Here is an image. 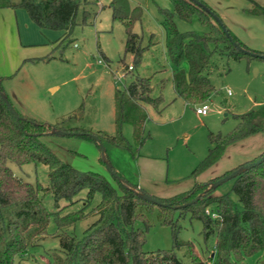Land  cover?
Instances as JSON below:
<instances>
[{
  "label": "rangeland",
  "instance_id": "1",
  "mask_svg": "<svg viewBox=\"0 0 264 264\" xmlns=\"http://www.w3.org/2000/svg\"><path fill=\"white\" fill-rule=\"evenodd\" d=\"M110 1L87 0L79 9V25L70 40H65L63 31L40 29L23 9H0V76L6 78L3 81L5 92L10 103L25 117L52 126L67 120L61 124L67 130L64 132L72 133L70 130L75 129L123 136L132 147L131 152L105 143L107 160L121 178L132 185L143 186L149 195L164 199L188 192L195 185L192 172L208 154L209 134L231 132L238 124V115L264 105V59L235 60L220 54L219 49L212 57L207 73L216 93L204 103L209 106L208 114L199 116L195 111L196 106L176 97L172 84L175 67L167 54V33L160 13V8L172 11V2L130 0L133 6L139 5L144 11L134 30L141 38L142 47H147L140 63L135 65L133 54L125 53L127 35L123 25L112 20ZM211 2L219 10L209 6L236 34L229 13L235 14L234 10L238 7H250V1ZM84 11L92 13L86 24L82 23ZM174 22L180 32L202 34L208 30L196 16L191 22L177 17ZM214 34L220 37L218 33ZM259 37L264 40L263 34ZM240 40L250 49L264 52V47L255 48ZM128 66L134 69L131 71ZM181 68L188 69L187 61L182 63ZM120 75L124 77L122 82L117 81ZM134 76L152 77L153 96L162 92L164 99L160 111L152 106L142 110L146 115L142 126V144L136 138L132 123L123 124L120 130L116 124L115 95L118 90L124 91L136 79ZM80 109L83 110L81 117L76 116ZM71 116L74 118L69 119ZM42 141L63 162L81 171L101 173L119 190V181L108 170L96 141L58 135L44 136ZM263 154L264 133H259L229 146L222 158L196 180L201 184L211 183L243 165L257 161ZM9 166L16 176L28 182L44 187L48 185V168L45 165L20 167L9 163ZM231 188L230 181L223 183L215 189L214 195L230 193L240 208ZM86 195L87 191H83L78 198H85ZM44 200L50 212L63 210V214L84 205V202H79L68 207L67 202L63 201L57 208L51 196L44 197ZM100 200L101 196L96 195L95 204ZM143 215L150 224L144 250L173 249L174 231L171 226L163 224V210L154 206L152 210H145ZM171 218L179 225L180 243L193 244L198 257L213 255L203 240L200 221L192 219L190 214L180 217L179 211L172 212ZM97 219L92 214L65 232L82 238ZM135 228L143 229L144 223L137 221ZM56 231L52 219L49 232L53 235L17 258L14 264H53L54 255L63 256ZM187 249L186 246L177 249L178 257L185 262L188 260ZM261 257H264L263 253L250 257L246 264H257Z\"/></svg>",
  "mask_w": 264,
  "mask_h": 264
},
{
  "label": "trees",
  "instance_id": "2",
  "mask_svg": "<svg viewBox=\"0 0 264 264\" xmlns=\"http://www.w3.org/2000/svg\"><path fill=\"white\" fill-rule=\"evenodd\" d=\"M86 1L0 0V9H23L40 29L63 31L65 40H70L79 25V9ZM170 1L173 10L160 8V13L164 18L163 25L167 33V54L175 67L172 84L178 99L191 106H198L216 93L207 73L211 68L212 57L219 49L220 54L235 60L264 59L237 49L234 43L246 51L264 55V52L246 46L204 0L198 1L222 21L231 40L213 16L194 2ZM249 1L250 7L244 10L245 13L264 17V4ZM109 7L112 20L121 23L125 29V53H132L134 64H139L143 52L147 49L142 47L141 38L134 30L144 15L142 7L133 6L130 0H111ZM91 15L89 11H84L82 23L86 24ZM195 16L208 28L207 32L199 34L178 30L174 18L191 22ZM214 33H218L220 37ZM184 61L188 63L187 70L181 68ZM134 78L124 91L118 90L115 95L116 124L120 130L123 124L132 123L136 138L142 144V126L146 120L142 110L146 106H152L160 111L164 99L162 92L153 96L152 77ZM5 79L0 76V264H14L17 258L24 256L31 248L37 247L53 235L49 232L52 219L57 230L55 236L60 239L63 253V256H53V264H246L248 258L264 254V161L230 181L231 192L236 195L240 208L230 193L214 195L215 190L208 191L205 196L192 202L207 191L209 186V183L197 182L196 178L215 165L229 146L264 133V105L238 115V124L231 132L210 133L208 154L191 175L195 179L194 188L170 198H157L161 202V205H157L141 198L136 190L132 189L138 186L127 181L119 182L118 190L101 173L81 171L63 162L42 141V137L52 128L67 131L61 126L67 120L55 126L48 125L23 116L13 106L20 117L17 120L2 98V94L8 98L3 86ZM80 111L76 116H82L83 110ZM77 131L79 130H70L79 134L68 136L95 141L92 136L94 135L104 144L108 143L130 152L132 150L128 141L121 135L111 136L100 131ZM9 163L20 167L28 164L45 165L48 168V185H35L16 176ZM83 191H87L86 197L78 198ZM98 194L101 200L95 204ZM46 196L53 198L57 208L63 201L67 202L68 207L79 202H84V205L66 214H63V210L50 212L45 204ZM191 202L192 204H189ZM154 206L163 210V224L171 226L174 231V245L171 250H144L150 224L143 212L152 210ZM90 207L91 212L87 211ZM174 211H179L180 217L190 214L192 219L202 223L203 240L213 255L198 257L193 244L179 242V225L171 218ZM92 214L98 219L84 232L82 238L65 232ZM139 220L144 223L143 229L135 228ZM181 246L188 248L187 262L177 255V249ZM257 264H264V257L259 258Z\"/></svg>",
  "mask_w": 264,
  "mask_h": 264
},
{
  "label": "water",
  "instance_id": "3",
  "mask_svg": "<svg viewBox=\"0 0 264 264\" xmlns=\"http://www.w3.org/2000/svg\"><path fill=\"white\" fill-rule=\"evenodd\" d=\"M192 2H194L195 4H197L199 7L203 8L208 14H210L211 16H213V18L215 19V21L218 23V25H220L224 31V33L226 34V36L228 37V39L231 40V36L229 34V32L227 31L226 27L223 25L222 21L217 17L215 16L211 10H209V8H207L206 6H204L201 2H199L198 0H190ZM234 46L239 49L240 51L242 52H245L247 54H250V55H253L255 57H262L264 58V55H259V54H255V53H252V52H249V51H246L244 49H242L238 44L234 43ZM2 98L4 99L6 105L8 106L9 110L11 111V113L14 115V117L19 120L20 117L17 113V111L15 110V108L13 107V105L10 103V101L8 100V98L6 97L5 94H2ZM70 134H79V133H68V132H64L62 130H58L56 128H52L49 132L45 133L44 135L45 136H51V135H58V136H68ZM93 138L95 139V141L99 144L100 146V150H101V155H102V159L104 160V162L106 163L107 165V168L108 170L118 179L119 182L121 183H125V179L121 178L112 168V166L110 165L109 161L107 160V156H106V149H105V146H104V143L97 137V136H94L92 135ZM264 161V155L258 159L257 161H254V162H251L249 164H246V165H243L241 167H239L238 169L234 170L233 172L225 175L224 177H221L220 179L218 180H215L211 183H209V186L207 188V191L201 193L194 201L192 202H195L197 200H199L200 198H202L203 196L206 195V193L210 190H215L216 188H218L219 186H221L223 183H226V182H229L233 179H235L237 176H239L240 174H242L243 172L247 171V170H250V169H253L255 168L256 166H258L259 164H261L262 162ZM132 189L136 190V192L141 196V198L149 201V202H152V203H155L157 205H161V202L145 193L143 191V189H140L139 187L138 188H135V187H132ZM189 203V204H192ZM165 206H168L167 204H165Z\"/></svg>",
  "mask_w": 264,
  "mask_h": 264
},
{
  "label": "crops",
  "instance_id": "4",
  "mask_svg": "<svg viewBox=\"0 0 264 264\" xmlns=\"http://www.w3.org/2000/svg\"><path fill=\"white\" fill-rule=\"evenodd\" d=\"M205 1L206 3H208V5H211L214 9H218L216 8V6H214L211 0H205ZM239 1H242V0H239ZM254 1L262 5L264 4V0H254ZM248 8H249V5L247 8L238 7V9L236 8L234 10L235 14L229 13V18L232 21H234L233 28L235 29V33H236L235 35L252 47H255V48L264 47V40H262L259 37L260 34L264 35V17L263 16H253V15H249L245 13L244 10ZM236 22L238 24H236ZM138 187L144 190L143 186L138 185Z\"/></svg>",
  "mask_w": 264,
  "mask_h": 264
},
{
  "label": "built area",
  "instance_id": "5",
  "mask_svg": "<svg viewBox=\"0 0 264 264\" xmlns=\"http://www.w3.org/2000/svg\"><path fill=\"white\" fill-rule=\"evenodd\" d=\"M128 69L132 71L134 68H133V66H129ZM123 78L124 77L120 75V76H118L117 81L122 82ZM228 94L230 95L231 93L228 92ZM195 111H196L197 115H199V116H206L209 112V106H208V104H202V105L196 106Z\"/></svg>",
  "mask_w": 264,
  "mask_h": 264
}]
</instances>
